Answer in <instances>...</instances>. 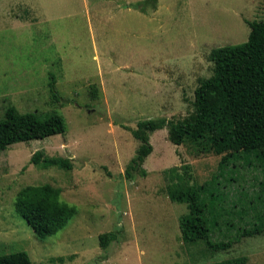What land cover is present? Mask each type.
Instances as JSON below:
<instances>
[{"label":"rangeland","instance_id":"obj_1","mask_svg":"<svg viewBox=\"0 0 264 264\" xmlns=\"http://www.w3.org/2000/svg\"><path fill=\"white\" fill-rule=\"evenodd\" d=\"M130 1L0 0V120L15 106L42 117L59 113L67 123L65 134L0 151V255L24 250L31 264H209L236 257L264 264V231L221 250L183 238L190 205L178 194L210 180L220 155L191 140L174 144L165 127L151 133L147 174L126 175L140 145L130 129L143 119L189 117L196 88L214 72L212 50L246 42L249 22L264 20V0H159V9L150 5L155 9L144 14L127 8ZM34 153L71 159L74 167L32 163ZM41 184L77 206L47 238H38L15 207L22 188ZM118 230L119 240L103 248L99 235Z\"/></svg>","mask_w":264,"mask_h":264},{"label":"trees","instance_id":"obj_2","mask_svg":"<svg viewBox=\"0 0 264 264\" xmlns=\"http://www.w3.org/2000/svg\"><path fill=\"white\" fill-rule=\"evenodd\" d=\"M249 25L246 42L212 50L214 72L196 88L195 109L189 117L177 122L166 117L143 119L130 129L140 145L126 169L128 178L139 169L141 175L147 174L143 164L154 150L151 133L165 127L174 144L191 140L202 152L221 156L217 173L210 180L182 189L177 197L190 205V213L181 222L184 240L206 239L214 250L226 249L239 236L264 231V20L250 21ZM49 84L54 97L60 99L54 79ZM66 131L67 123L59 113L42 117L11 106L0 120V151L16 142ZM31 162L74 167L71 159L38 153ZM247 172L252 173V179H247ZM15 207L38 238L57 234L77 213V206L63 200L61 190L51 184L25 186L17 194ZM120 232L101 233V246L107 248L119 240ZM0 264H31V258L27 251H17L0 255ZM209 264H247V259L236 257Z\"/></svg>","mask_w":264,"mask_h":264},{"label":"crops","instance_id":"obj_3","mask_svg":"<svg viewBox=\"0 0 264 264\" xmlns=\"http://www.w3.org/2000/svg\"><path fill=\"white\" fill-rule=\"evenodd\" d=\"M109 1V0H107ZM152 2V3H151ZM111 3H116V0H111ZM157 5L156 9H159V0H151V1H147V0H132L130 2H125V6L128 8L129 7H134L133 9L137 10L138 12H141L142 14L147 13L150 11V9H155L154 6H150V5ZM119 4L114 5V7L111 8V12L113 13L112 9H117L120 8Z\"/></svg>","mask_w":264,"mask_h":264}]
</instances>
